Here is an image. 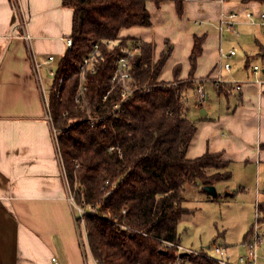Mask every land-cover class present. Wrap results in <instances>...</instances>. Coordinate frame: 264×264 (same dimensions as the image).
Masks as SVG:
<instances>
[{
  "label": "crops",
  "instance_id": "obj_1",
  "mask_svg": "<svg viewBox=\"0 0 264 264\" xmlns=\"http://www.w3.org/2000/svg\"><path fill=\"white\" fill-rule=\"evenodd\" d=\"M262 2L182 0L179 7L176 0H149L150 25L120 32V37L152 43L154 61L167 45L171 47L159 81L193 83L183 91L186 115L197 124L186 158L219 154L231 173L233 167L256 176L264 175L262 29L257 26L261 29V36L255 37L258 46L251 44L244 64L233 63L227 71L222 68L219 47L230 46L239 37L230 32L221 37L215 25L223 12H257ZM22 15L27 18L30 43L21 37ZM72 21L73 10L63 6L62 0H0V264H52L53 255L63 264H97L67 200L62 164L33 72L32 55L40 59L54 55L52 67L59 64L69 49L66 39L72 34ZM242 23L241 15L235 26ZM201 36L202 52L192 71L190 55L195 38ZM256 58L261 60L260 78L253 72L255 64L251 66ZM217 77L224 82L219 87L214 83ZM198 81L206 93L202 104L196 99Z\"/></svg>",
  "mask_w": 264,
  "mask_h": 264
},
{
  "label": "trees",
  "instance_id": "obj_2",
  "mask_svg": "<svg viewBox=\"0 0 264 264\" xmlns=\"http://www.w3.org/2000/svg\"><path fill=\"white\" fill-rule=\"evenodd\" d=\"M176 2L181 7L182 0ZM62 4L73 10V44L58 64L57 79L63 80L60 93L51 95V109L74 196L94 209L85 216L90 252L97 264H171L175 249L164 242L180 243L179 222L193 212L184 206L186 191L200 184L208 194L204 186L231 179L229 164L219 154L186 158L197 124L186 115L183 91L193 83L158 80L171 47L167 45L154 61L152 43L120 37L123 29L150 25L145 0ZM108 40L118 42L110 47ZM203 42L204 36L195 38L192 71ZM95 43L102 57L94 73H84L86 91L76 102L81 65ZM132 47L139 48L130 58L133 92L113 114L122 84L111 79L118 58ZM89 116L98 122L92 125ZM258 208L264 215V201ZM76 224L79 228L77 219Z\"/></svg>",
  "mask_w": 264,
  "mask_h": 264
},
{
  "label": "built area",
  "instance_id": "obj_3",
  "mask_svg": "<svg viewBox=\"0 0 264 264\" xmlns=\"http://www.w3.org/2000/svg\"><path fill=\"white\" fill-rule=\"evenodd\" d=\"M149 1V0H145ZM224 2V0H220ZM243 16L244 23L251 26H259L262 29V34L264 36V12L260 11H250L245 10L242 13L237 11H230L227 13H221L220 18L216 22L215 28L218 34L222 37L225 32L235 33V25L238 22L240 16ZM197 25L203 24V21H196ZM21 27L23 30L22 38L30 43L32 40L31 36L27 31V18L22 15ZM115 41L108 40L106 41V45L110 46ZM67 47L70 49L72 47L73 41L72 38L66 39ZM139 52L138 47H133L131 50L125 49V55L121 56L117 60V67L115 73L112 77V82L119 81L122 84V94L121 101L115 105L113 114L122 110V104L127 98L132 94L133 88L131 86L133 82L132 74H131V63L130 58H132L136 53ZM219 54L222 62V68L229 71L233 65L229 62V60L236 55L235 49H229L225 51L222 46L219 47ZM33 57V72L35 75V79L37 81V85L41 94V99L45 112V120L49 124L53 139L55 142V146L57 149V153L59 155L63 173L65 176V181L67 185V200L71 205L75 219L79 220L80 227L78 228L80 232L85 229V216L93 213L94 209L86 205L85 203H78L73 189L69 183L67 178L65 166L63 163L60 145H59V131L54 125L53 114L51 109V95L52 93L59 94L62 86V78L57 79V68L58 63L55 67H52L55 62L54 55H48L44 59H40L36 55H32ZM102 57L100 53L99 44H93L92 51L84 58L83 64L81 65L82 70V78L81 84L77 90L75 95V101L79 102L86 91V85L83 80V75L86 71H90L92 73L96 70V63ZM46 73L43 74V69L47 68ZM259 67L257 65L253 66V72L255 74L258 73ZM216 86H220L224 82L221 77H217L214 80ZM233 84H236V81H232ZM257 84L261 85L262 81L257 80ZM106 99V95L103 97V100ZM196 99L199 103H203L206 100V93L203 87V84L198 81L197 89H196ZM99 119H95L91 116L88 117V121L94 125L98 122ZM259 201L255 203V222L252 225V228L247 235V237L243 240L241 247L243 252L240 254H231L230 248L226 245L211 243L205 246H200L198 248L193 247H185L180 243H172V242H164L165 247L175 249L176 257L171 264H260L264 260V215L258 208ZM52 264H63L61 259L57 255H53Z\"/></svg>",
  "mask_w": 264,
  "mask_h": 264
},
{
  "label": "rangeland",
  "instance_id": "obj_4",
  "mask_svg": "<svg viewBox=\"0 0 264 264\" xmlns=\"http://www.w3.org/2000/svg\"><path fill=\"white\" fill-rule=\"evenodd\" d=\"M207 1L214 4L217 0ZM231 1L238 3L242 0ZM248 10L254 11L253 9ZM262 11L264 12V0ZM203 23L207 24L205 21ZM260 30L257 26L247 25L246 23L235 26L238 40H232L230 46H222L225 51L229 49L236 50V56L229 60L232 65L233 63L240 66L244 64L246 53L251 55V44L258 46L255 37L257 33L261 34ZM228 34L230 33L225 32L223 35ZM259 39L264 45V36ZM117 42L112 43L110 47L116 45ZM132 48H127V50ZM254 64L260 69L256 78H260V73L262 75L261 60L259 58L252 60L251 66ZM211 90V88L208 89L209 96L210 99L214 100L215 95ZM212 100L210 103H212ZM231 170V179L219 181L215 185L218 197H212L202 192L200 184L194 185L186 191L184 206L193 212L183 217L178 225L180 244L183 246L198 248L217 243L228 246L231 254L236 255L243 252L241 244L255 222V203L264 201V175L261 172L260 175L256 176L254 172L249 170H243L240 173L233 167ZM258 190L260 192L259 198L256 195ZM260 264H264V260Z\"/></svg>",
  "mask_w": 264,
  "mask_h": 264
},
{
  "label": "water",
  "instance_id": "obj_5",
  "mask_svg": "<svg viewBox=\"0 0 264 264\" xmlns=\"http://www.w3.org/2000/svg\"><path fill=\"white\" fill-rule=\"evenodd\" d=\"M201 114H205V111L202 110ZM204 189L208 192V194L212 197H217V190L215 186H204Z\"/></svg>",
  "mask_w": 264,
  "mask_h": 264
}]
</instances>
